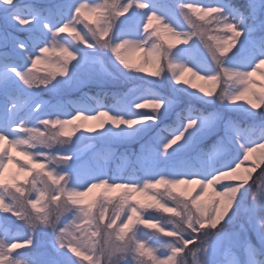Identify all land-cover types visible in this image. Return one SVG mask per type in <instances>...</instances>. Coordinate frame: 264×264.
I'll use <instances>...</instances> for the list:
<instances>
[{
	"label": "snow or ice",
	"instance_id": "6c2138e0",
	"mask_svg": "<svg viewBox=\"0 0 264 264\" xmlns=\"http://www.w3.org/2000/svg\"><path fill=\"white\" fill-rule=\"evenodd\" d=\"M0 5L4 8L3 14L0 15V189L3 190L0 191V213L23 221L29 233H34L39 225L50 227L59 249H66L67 252L75 254V257L79 258L76 259L77 264H84L85 261L87 264H205L198 253H206L209 250V237H214L217 245L239 247L241 244L239 234L225 235L221 231V226L227 217L235 216L233 209L239 194L249 184L257 167L260 175L264 176V167H260L264 164V127L260 128L259 134L254 138H247L242 142L243 132L232 121H227L226 133L235 134L236 154L226 165L208 176L169 178L160 175L140 183L123 179H113L110 182L106 178H100L77 187L70 183L71 172L56 170L59 165L70 164L73 159L71 155L36 149L51 148L53 141L63 143L81 129L93 133L97 129H103L107 124L117 128L120 126L133 128L149 121L154 122L157 113L165 107V101L161 98H152L136 103L134 107L140 115L130 119L114 115L107 110L87 115L83 111H78L67 118L45 116L38 119L34 126H28L31 114L41 112V104L32 106L28 116H22L21 113L29 107L31 101V97L24 90L31 92L40 87H47L58 77L70 76V66L77 60V55L69 45L61 42L70 40L68 36L61 35L67 32L71 34V41L75 40L85 47L95 48L99 44L108 49L130 72L146 74L144 76L154 80H159L167 72L170 73L175 85L191 84L193 89H197V85L185 79V74L191 73L192 77L207 85L199 86L198 90H195L203 97L212 98L218 95L219 99L226 100L228 105L245 101L253 110V114L258 113L264 117V86L259 92L252 89L254 83L252 78L257 73L264 77V20L257 26L246 29L244 26L246 16L239 9L232 8L233 15L230 18L225 14L224 7L204 6L193 0H179L177 12L191 25L190 32L182 33L171 21L149 10L141 27V39L129 37L117 39L114 34L116 23L133 9H149V4L145 0H121L119 4H116L115 0H112L111 4L109 0H104L103 4L84 3L79 0L74 5H68L70 14L64 13L67 18L54 26L48 22V17L52 15L51 8L44 9L35 4L24 3V0H0ZM57 11L63 13L64 5H58ZM261 11H264V4L258 0H250L248 16L256 19ZM105 12L107 15L104 22L100 23V17ZM93 14L97 17L96 27L84 22ZM193 15L201 21L209 19L206 24H197L192 18ZM154 21L158 22L157 28L149 31ZM79 24H83L84 27L78 29ZM37 27L42 28L40 35L33 33V29ZM13 31L27 33V36L22 40L19 35H13ZM161 32L171 37L167 41V47L154 39L160 37ZM245 36L256 51L251 68L239 70L224 66L222 58L232 53ZM193 37H198L204 44L217 66L215 72L203 74L185 63H177L171 59L172 50L180 45H187ZM9 39L13 42L11 48ZM26 41L31 42V49ZM50 45H56L63 60L50 65L52 70L46 75L38 76L35 71L37 66L47 63L41 54H48L52 50ZM17 49L25 57L22 67L16 66L13 62V52ZM133 53H142L139 62L133 61L131 58ZM229 80L237 82L241 87L231 94L222 90V87L219 92L216 91L217 85L222 86ZM145 110H151V114H147ZM181 119L180 130L162 144L163 153L184 141L186 134H189L190 138L192 134L203 129L212 118L195 117L189 109L188 116ZM77 121L97 123L90 127L84 123L77 124ZM49 125L52 128L58 127L59 132L51 133ZM41 126L44 131H41ZM252 130H255V127ZM46 132L50 135L46 136ZM13 150L26 157L33 167H25L14 160L11 155ZM222 151H227L223 140L218 141L213 147L216 154ZM254 153H259L260 159L252 160L251 167L245 169L248 173L246 176L238 175L241 166L251 160ZM10 163H17L19 171L24 173L48 169L44 172L47 180L43 181L45 185L43 189L37 188L35 180L33 181L32 189H35L38 195H25L21 187L4 182V172ZM181 185L195 186L192 189L194 194L189 196L183 191H177ZM10 187L15 188V192H11ZM161 188L164 189L163 192L158 191ZM96 189L104 191L99 194L98 200L94 198L91 203L85 205L83 198ZM121 189L124 190V194L112 205L115 211L110 214L109 205L113 198L108 193ZM209 189H212V197L207 204H203L201 202L208 195ZM150 190L157 191L149 195ZM29 191L31 192V189ZM133 194L144 196L149 202L142 203L135 199ZM153 212L171 213L172 218L162 223L160 215ZM66 213H71L72 219L68 223H63L61 217ZM257 216L262 221L258 229V239L264 244V206L258 209ZM83 225H88V228H84ZM137 225L156 229L153 235L163 239L153 244L147 239L139 238L138 230L143 228ZM9 230V224L0 220V232L7 234ZM32 245V235L26 240L8 241L0 238V264H24L13 254ZM244 251L248 255L249 264H259V249L254 244L246 242ZM50 264L59 262L53 258ZM233 264H237L235 257Z\"/></svg>",
	"mask_w": 264,
	"mask_h": 264
},
{
	"label": "rangeland",
	"instance_id": "374dc122",
	"mask_svg": "<svg viewBox=\"0 0 264 264\" xmlns=\"http://www.w3.org/2000/svg\"><path fill=\"white\" fill-rule=\"evenodd\" d=\"M75 2H79V0H24V3L35 4L44 9L51 8L52 15L48 17V22L53 26L67 18V15L64 13L70 14L68 5H74ZM81 2L103 4L104 0H81ZM111 2L112 0H109L110 4ZM120 2L121 0H115L116 4ZM145 2L149 4V9H133L126 17L120 18L116 23L114 34L117 39L123 37L141 39V27L145 20V14L149 10L171 21L173 26L182 33L191 31V25L182 16H179L177 7L151 6L149 2ZM193 2L203 4L204 6L218 5L224 7L225 14L232 18V9H228L219 0H193ZM60 4L64 5L63 13L57 11V6ZM3 12L4 8L0 5V15ZM106 15L107 12L100 17V23L104 22ZM192 18L197 24H206L207 19H209L206 18L205 21H201L195 15ZM82 19L84 18L82 17ZM96 19V15L93 14L84 22L90 24L92 27H96ZM236 19H239V17H236ZM157 25L158 22L154 21L149 31L156 29ZM207 26L211 27L212 25ZM83 27V24L77 25L78 29ZM160 27L162 29V22H160ZM41 31V27L33 29L35 35H40ZM13 35H19L24 40L27 33L13 31ZM61 35L69 37L70 40H62L61 42L73 49L77 55V60L70 66L69 77H58L47 87H40L31 92L24 90L31 97V101L29 107L21 113L22 116H28L31 112V107L35 104H41L42 106L40 113L31 114L33 120L28 126H34L38 119L45 118V116L67 118L78 111H83L87 115L95 114L99 110H106L105 106L98 99H95V97L88 93H84V90L91 86L102 90L118 91L121 94L122 100L125 99V101L118 104L117 108H110L107 111H110L114 115L123 116L125 119L136 118L140 115V112L134 107L136 103L152 98H161L165 101V107L157 113V119L154 122L149 121L133 128H127L126 126L117 128L111 124H107L103 129H97L93 133H88L81 129L67 144H59L53 141L51 148H37L36 151L54 152L73 157L70 164L57 166L61 172L67 171L72 173L70 183L73 186L80 187L93 179L100 178H106L110 182L113 179H123L140 183L145 179H155L160 175L169 178L192 175L208 176L214 170L226 165L236 154L235 134L226 133L225 125L227 121H232L243 132L244 135L241 137L242 142L247 138H254L259 134L260 128L264 127V117L258 113L253 114V110L245 101H238L235 105H228L227 101H221L218 95L212 98L203 97L195 90H198L199 86L207 85H204L203 81L192 77L191 73H186L185 79L191 80L192 84L197 85V89H193L191 84L175 85L172 82L170 73L168 74L167 72L159 80H154L144 76L146 74L128 71L115 59L108 49L101 47L99 44L95 48H88L76 43L75 40L71 41V34L67 32ZM26 42L29 49H31V42ZM8 43L11 48L13 44L11 39H9ZM49 47L52 50L48 54H41L42 59L46 60L47 63L37 66V70L35 71L38 76L46 75L52 70L50 65L57 64L63 60L56 45H50ZM179 48L178 50H172L170 54L174 62L185 63L203 74H210L217 70L216 64L212 61L210 54L198 37H193L187 45H180ZM13 53L18 56V62H21V64L16 63L15 65L22 67L25 61L23 53H20L18 49ZM245 53L246 55L242 57L237 56L232 58L227 56L226 58H222L224 66L239 70L250 69L252 61L256 56V51L250 46ZM141 56L142 53H133L131 58L133 61L139 62ZM252 79L254 81L252 85L253 91L259 92L260 88L264 86V77H261L257 73ZM139 83L141 87H134L135 84ZM143 84L145 86H151L152 84L158 89L156 88L154 91L144 88ZM164 86V91L167 93H162L163 91L160 90ZM220 87L231 94L241 86L237 82L229 80L225 84H222V86L217 85V92L220 91ZM76 95L81 96L82 100H75L73 97ZM183 106H193L207 110L208 115H205V117L212 118L211 122L200 131L192 134L190 138L189 134H186L184 141L173 149H170L167 153H163L162 144L182 127V119L179 117V112ZM187 109L189 110V108ZM145 111L147 114H151V110ZM192 114L198 117L194 111H192ZM76 123H84L90 127H94L97 122L77 121ZM245 124H248V127ZM253 127H255V130H252ZM49 129L51 133L59 132L58 127L52 128L49 125ZM41 131H44L42 126ZM45 135H50V133L46 132ZM60 139L66 138L60 137ZM221 140H223L227 151L216 154L213 152V147ZM124 146L132 149V153L134 148V153L138 149L135 160L131 159L129 153L125 152V149H121L120 151V148H124ZM5 147H7L6 142ZM26 147L22 146V148ZM41 147L44 146L41 145ZM11 155L14 157V160L19 161L25 167H33L27 161V158L21 156L18 151L13 150ZM257 159H260V154L254 153L251 160L246 161L241 166L238 175L246 176L248 173L245 169L250 168L252 160ZM260 167H264V164H261ZM6 174H19V176H22L24 172L19 171L17 163H10L4 172V175ZM36 179L43 189L45 187L43 181L47 180V178L40 172H37ZM224 182L227 181H221V183ZM48 183L50 184L51 182L48 181ZM193 187L195 186L181 185L177 191H183L186 195L190 196L194 194L192 191ZM252 188L254 193L251 194ZM156 191L150 190L149 195H152ZM158 191L163 192L164 189L161 188ZM98 194L96 189L84 197L85 205L91 203L94 198L98 200ZM123 194L124 190L122 189L108 193L113 200H116ZM249 194L251 195L249 196ZM133 196L138 200L146 198L139 194H133ZM211 197L212 189H209L208 195L205 196L201 203L207 204ZM262 206H264V176L260 175L259 167H257L256 171L252 173V179L249 180V184L239 194L233 209L235 216L230 215L227 217L221 226V231L225 235L239 234L241 240L240 246L217 245L215 238L209 237V250L206 253H198L200 258L205 261V264H233L234 257L237 264H249L248 255L244 251V244L246 242L254 244L259 249V255L264 254V244L258 239L259 230L256 226L257 212ZM95 210L93 209V211ZM114 211L115 209L109 205V213L111 214ZM157 214L160 215L162 223L172 218L171 213ZM71 219V213H66L61 217L63 223H68ZM5 222L12 229L5 234L6 236L13 234L12 236L15 238H25L26 240L29 235H32L33 245L23 249H36L37 251L32 250V252H36L42 264H50L53 258L59 264H77L76 259L79 258L75 257V254L67 252L66 249H59L50 227L39 225L34 233H29L23 221H18L13 217L10 220L5 219ZM83 227L87 229L88 225H83ZM137 227L143 228L139 229L137 233L141 239H147L153 244H157L160 242V239H163H158L153 235L156 229L144 228L142 225H137ZM145 259L147 258L145 257ZM84 264H87V262L85 261Z\"/></svg>",
	"mask_w": 264,
	"mask_h": 264
},
{
	"label": "trees",
	"instance_id": "16d2710c",
	"mask_svg": "<svg viewBox=\"0 0 264 264\" xmlns=\"http://www.w3.org/2000/svg\"><path fill=\"white\" fill-rule=\"evenodd\" d=\"M145 1L149 2L151 4V6L160 5V6H165V7H176L177 3L179 2V0H145ZM202 1H205V0H202ZM219 1L222 2L224 4V6H226L228 9L236 8V9H239L240 12L245 14L246 20H245L244 26L246 29L251 28V27H255L259 24L260 21L264 20V11L259 12L256 19H252V17L248 16V11L250 8V0H219ZM258 2L261 4H264V0H258ZM170 38L171 37L169 34L163 33V32H161L160 37H154V39L157 40V43H161L165 47H167V41ZM250 46L251 45L247 40V36L242 37L240 40V43L232 51V53H230L228 56L232 57V58H235L237 56L238 57L245 56L246 55L245 52L249 49ZM178 49H180V48L178 47V48L173 49V50H178ZM13 56H14L13 62H18L17 61L18 59L15 58V56H17V55L13 53ZM134 87H141V85H140V83L135 84ZM143 87L152 89L154 91L157 88L156 86H153L152 84H151V86H145V84H143ZM164 89H165V86L160 90L163 91L162 93H167L164 91ZM84 93H88L91 96L95 97V99H98L100 101V103L105 107H116L119 104V100L122 99L121 94L116 90H102L100 88L92 87V86L90 88H86L84 90ZM73 98L75 100H82L81 96H79V95H76ZM187 108L193 109L192 111H194V113L198 117H201V116L205 117V115H208L207 110H202V109H199V108L193 107V106L192 107L191 106H183L179 112V117H181V118L187 117V110H188ZM28 122H31V119H29ZM171 125H173V124L171 123ZM245 125L248 127V124H245ZM263 126H264V123H263ZM121 149H125L126 150L125 152L129 153L131 159H135L137 152H138V149H137L136 153H134V151H135V148H134L133 153H132L131 152L132 149H130L126 146H124V148H120V151H121ZM27 167H31V166H27ZM56 170L60 171V169H58V167L56 168ZM46 171H48L47 168L44 169L43 171L37 169L36 171H33L31 173H24L22 176H19V174H13V175L6 174V175H4L3 180L8 185L15 184L17 187H21L22 191H24L25 195L35 196V195H38V193L35 191V189H32L33 181L35 180L37 188L42 189L41 184H39V182L36 179V175H37V172L38 173L40 172L42 175H44V172H46ZM44 177L47 178L46 176H44ZM30 189H31V192L29 191ZM9 190L11 192H15V188H13V187H10ZM0 191H3V190L0 189ZM103 191H104L103 189H97V193H99V194L102 193ZM252 193H254L253 188H252L251 194ZM251 194H249V196ZM118 200H119V197L116 200L112 199V203L110 204V206L116 204L118 202ZM140 201L142 203H148L149 202L147 200V198L140 200ZM149 211H152V210H149ZM153 214H157V213L153 212ZM12 218L13 217H7V216H5V214L0 213V220L5 221V219L10 220ZM11 230L12 229L10 227L9 231H11ZM12 235L13 234H11V235L9 234L8 236H6L4 232H0V238L6 239L8 241H11L13 239H18ZM22 237H23V234H22ZM23 239H25V238H23ZM32 250H36V249H32ZM32 250H25L22 248V249L17 250V252H15L13 255L16 256L18 259H20L21 261H23L25 264H42L38 255L36 254V252L35 251L32 252Z\"/></svg>",
	"mask_w": 264,
	"mask_h": 264
},
{
	"label": "clouds",
	"instance_id": "9594fccd",
	"mask_svg": "<svg viewBox=\"0 0 264 264\" xmlns=\"http://www.w3.org/2000/svg\"><path fill=\"white\" fill-rule=\"evenodd\" d=\"M71 140V138L65 140L63 143H59V144H67L69 141ZM261 218L257 217L256 219V226L257 228L259 229L260 226H261ZM258 260H259V264H264V254H261L259 257H258Z\"/></svg>",
	"mask_w": 264,
	"mask_h": 264
}]
</instances>
